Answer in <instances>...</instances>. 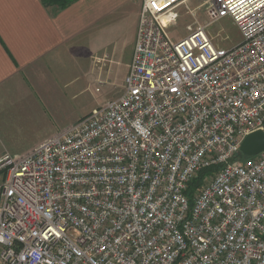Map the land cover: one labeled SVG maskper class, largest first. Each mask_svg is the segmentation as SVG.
<instances>
[{
  "label": "built area",
  "instance_id": "obj_1",
  "mask_svg": "<svg viewBox=\"0 0 264 264\" xmlns=\"http://www.w3.org/2000/svg\"><path fill=\"white\" fill-rule=\"evenodd\" d=\"M187 1L141 0L121 96L0 158V264H264V151L232 160L264 131V0H211L229 47L172 38Z\"/></svg>",
  "mask_w": 264,
  "mask_h": 264
},
{
  "label": "crops",
  "instance_id": "obj_2",
  "mask_svg": "<svg viewBox=\"0 0 264 264\" xmlns=\"http://www.w3.org/2000/svg\"><path fill=\"white\" fill-rule=\"evenodd\" d=\"M140 4L77 0L60 9L43 0H0V118L54 117L90 67L92 28L108 19L115 7L129 5L137 16V31ZM135 39L136 34L134 45ZM107 62L95 64L110 74Z\"/></svg>",
  "mask_w": 264,
  "mask_h": 264
},
{
  "label": "rangeland",
  "instance_id": "obj_3",
  "mask_svg": "<svg viewBox=\"0 0 264 264\" xmlns=\"http://www.w3.org/2000/svg\"><path fill=\"white\" fill-rule=\"evenodd\" d=\"M211 0H188L179 10L171 28L175 40L184 38L190 28L209 23L207 10ZM137 16L133 7L117 6L108 19L92 28L88 42L90 67L85 70L77 89L66 95L53 116L27 121L23 117L0 118V158L5 153H25L60 131L74 125L107 101L121 96L124 79L133 55ZM138 29V27H137ZM209 32L218 45L229 47L240 42L241 33L230 17L209 23ZM108 61L110 74L102 73L95 61ZM99 65V64H98ZM99 87V90H97ZM108 99V100H107Z\"/></svg>",
  "mask_w": 264,
  "mask_h": 264
},
{
  "label": "water",
  "instance_id": "obj_4",
  "mask_svg": "<svg viewBox=\"0 0 264 264\" xmlns=\"http://www.w3.org/2000/svg\"><path fill=\"white\" fill-rule=\"evenodd\" d=\"M264 151V131L253 132L244 139L239 154L244 157H252Z\"/></svg>",
  "mask_w": 264,
  "mask_h": 264
},
{
  "label": "trees",
  "instance_id": "obj_5",
  "mask_svg": "<svg viewBox=\"0 0 264 264\" xmlns=\"http://www.w3.org/2000/svg\"><path fill=\"white\" fill-rule=\"evenodd\" d=\"M77 0H43V2L45 3V5H56L58 6L60 9H64L67 6H69L70 4H72L73 2H75ZM246 157L238 154L236 155L232 160L235 161L237 159H245ZM217 167H211V168H204L200 171L199 175L197 177H195L196 179L193 181L192 184L194 185H199L202 183V180L205 178V175L208 174L210 171H214L216 170Z\"/></svg>",
  "mask_w": 264,
  "mask_h": 264
}]
</instances>
